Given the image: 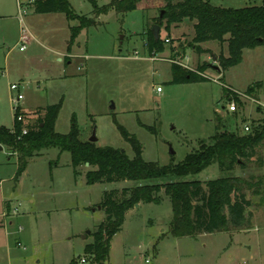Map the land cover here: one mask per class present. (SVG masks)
Instances as JSON below:
<instances>
[{"label": "rangeland", "instance_id": "obj_1", "mask_svg": "<svg viewBox=\"0 0 264 264\" xmlns=\"http://www.w3.org/2000/svg\"><path fill=\"white\" fill-rule=\"evenodd\" d=\"M20 1L21 8L19 0H0V126L14 129L13 98L19 93L24 96L21 112L33 128L42 123L47 107L62 102L57 132L68 133L75 117L82 140L95 136L99 146L120 148L133 157L116 118L139 139L146 161L168 165L182 162L202 141L210 142L216 133V113L226 129L242 135L253 132L263 118L264 47L245 50L243 62L221 76L219 57L229 55L228 43L209 41L198 51L193 42L195 21L186 19L170 30L166 22H156L164 0H152L144 11L122 15L111 10L100 17L94 16L90 0H69L78 15L96 20L97 25L79 36V56H61L59 61L55 49L61 48L63 37L69 34L66 19L52 25L49 17L36 15L29 0ZM96 1L104 6L111 0ZM208 1L233 9L263 4V0ZM154 26L164 41L165 55L148 51L149 31ZM173 61L193 70L209 64L206 76L210 81L173 84ZM258 81L263 82L259 101L239 96L237 111L231 113L226 92L236 100L234 91L245 94ZM12 85L18 90H12ZM71 162L69 152L44 150L16 182L17 155L7 147L0 151V264H70L71 260L77 264L83 258L89 264H125L129 256L133 264H264V199L261 202V197L250 192L249 211L255 218L249 230L175 238L170 234L171 201L163 194L162 205L145 204L129 215L124 231L114 237L111 260L95 262L85 253V246L93 243L96 227L105 220L101 209L105 191L121 192L135 184L80 181L75 185ZM91 169L79 168L81 172ZM228 175L213 164L183 180L206 186ZM232 175L264 176V168L238 169ZM16 207L17 215L10 216L5 225L2 214ZM159 250L157 260L154 255Z\"/></svg>", "mask_w": 264, "mask_h": 264}, {"label": "trees", "instance_id": "obj_2", "mask_svg": "<svg viewBox=\"0 0 264 264\" xmlns=\"http://www.w3.org/2000/svg\"><path fill=\"white\" fill-rule=\"evenodd\" d=\"M90 1L95 8L94 16L100 17L111 10L122 15L144 11V7L152 0H111L104 6H99L96 0ZM29 4L34 7L36 14L63 13L68 21L79 22V25L70 28L69 50L83 30L97 25L96 20L78 15L69 0H30ZM162 7L156 22H166L168 30L186 19L195 21L193 42L198 51H202L201 44L209 41L228 43L229 55L219 57L217 72L220 75L239 66L244 60L245 50L264 47V0L261 6L238 9L217 7L208 0H164ZM147 47L150 54L165 52L164 41L156 39L151 31ZM209 67V64L204 63L193 70L181 62L173 61L171 82H208L210 79L206 71ZM262 88L263 82H255L245 94L259 101ZM229 93L227 91L226 95L231 101L233 98ZM239 99L237 96L238 104ZM62 105L60 102L47 107L42 123L37 128L26 125L29 130L27 135L22 134L24 125L17 122L15 114L16 132L0 126V145L17 155L16 182L26 172L30 160L40 157L44 150L53 148L59 149L61 154H71L75 177L81 174L78 170L81 166L89 164L94 168L86 174L89 185L134 182L133 187L124 188L121 192L118 189L105 191L101 209L106 218L96 227L93 243L85 247V253L93 256L95 262L109 260L112 240L122 230L127 213L140 203L162 205L163 194L171 201L173 216L170 234L175 238L232 233L252 228L253 214L249 211L252 201L248 199L247 193L261 197L262 202L264 176L232 174L238 169L264 168V115L253 132L242 135L238 131L226 129L223 118L216 113V133L210 142L202 141L197 150L189 153L178 164L161 165L143 158V146L139 139L116 118L114 122L122 137L131 145L133 157L123 149L82 140L75 117L68 133L57 132L55 125ZM153 132L156 134L155 130ZM213 164H218L220 170L229 175L208 181L206 186L200 181L183 180L202 173ZM70 264H75V261Z\"/></svg>", "mask_w": 264, "mask_h": 264}, {"label": "crops", "instance_id": "obj_3", "mask_svg": "<svg viewBox=\"0 0 264 264\" xmlns=\"http://www.w3.org/2000/svg\"><path fill=\"white\" fill-rule=\"evenodd\" d=\"M36 15H39V16H44V17H49V22H52V25H54V24H56V22H58V20L59 19H66V21H67V23H66V25L68 26V32H69V34L68 33H66L65 34V36L63 37V42H62V46H61V48H58V49H55V53H56V57L58 58V60L59 61H61L62 60V58H61V56H65V57H76V56H79V54H80V51H81V49H82V47H81V45L79 44L80 43V41H79V37L76 39L77 40V43H76V45L74 46V47H72L71 48V50H69V44H70V37H71V31H70V28L72 27V25H71V22L70 21H68V19H67V17L65 16V14H63V13H51V14H36ZM62 15H64L65 16V18L62 16ZM52 17V18H51ZM84 31V30H83ZM30 34H32L31 32H30ZM81 34H82V32H81ZM80 34V35H81ZM33 35V34H32ZM79 35V36H80ZM67 42V46H66V43ZM143 45H144V41H143ZM76 47H78V50H77V48ZM69 53V54H68ZM167 53V51L166 52H163V53H161V55H165ZM68 63L69 64H71L72 63V61H68ZM222 76V75H221ZM26 125H29V124H26ZM4 148V147H3ZM32 160H30V162H31ZM30 162H29V164H30ZM71 165H72V162H71ZM85 167H90V166H87V165H85ZM72 168H73V166H72ZM80 168V167H79ZM79 170V169H78ZM91 170H94V168H92ZM88 171H90V170H87V172ZM79 172L81 173L78 177H75V174H74V168H73V176H74V184L75 185H77L78 184V182H80V181H86L87 182V179H86V174H87V172H81L80 170H79ZM19 181V180H18ZM17 181V182H18ZM88 184V183H87ZM89 185V184H88ZM125 188H127V187H125ZM124 189V188H123ZM248 199H250V198H248ZM251 200V199H250ZM257 203H258V201H257ZM260 203H258V205H259ZM145 205V203H140L139 204V206L138 207H136L135 206V208L134 209H132V210H130L128 213H127V215H126V219H125V223H124V225H123V228H122V230L119 232V233H122L123 231H124V229H125V224H126V221H127V219H128V217H129V215H131V216H133L135 213L134 212H137L138 210H140L143 206ZM149 205H154V204H149ZM105 218H106V216H105ZM255 218V214H254V217H253V219ZM102 223V222H101ZM100 223V224H101ZM99 224V225H100ZM158 223L157 222H155V224L154 225H157ZM162 225V224H161ZM160 225V226H161ZM252 225H253V221H252ZM118 233V234H119ZM113 240H114V238H113ZM113 240H112V243H111V249H110V256H109V261L111 260V255H112V250H113ZM86 247V246H85ZM142 248H145L144 246H142ZM159 249V248H158ZM152 250V249H151ZM127 256H129V254H127ZM154 256H156V259L158 260V257L160 256V250L158 251V253L156 254V255H154ZM72 262V260L70 261V263ZM134 262H133V260H131V258H130V256L128 257V259H126V262H125V264H133Z\"/></svg>", "mask_w": 264, "mask_h": 264}, {"label": "built area", "instance_id": "obj_4", "mask_svg": "<svg viewBox=\"0 0 264 264\" xmlns=\"http://www.w3.org/2000/svg\"><path fill=\"white\" fill-rule=\"evenodd\" d=\"M29 3H30V0H29ZM22 5H23V3H21V1L19 0V6H20V8L22 7ZM23 50H24V47L21 48V51H23ZM155 53L156 52H154L153 55ZM184 66H186V65H184ZM186 67H188V66H186ZM11 89L12 90H18V86L17 85H12L11 86ZM158 91L160 92L161 91V88H158ZM234 92L236 94H238V96H242V97H246V98L252 99L249 96H247L246 94H241V93H239L237 91H234ZM23 100H24V96L21 93H19L15 98H13V104H14V110H15V112L17 114V122L18 123H22L24 125V127L22 129V134L23 135H27L29 130L26 127V124L27 123H26V120H25V116L21 112V104H22V101ZM252 100H254V99H252ZM227 108H228V110L231 113L236 112L237 111V102H236V100L235 99H232L231 101H229ZM245 130L247 132H249L250 131V127L249 126H246ZM13 132L14 133L16 132L15 127L13 129ZM1 184H2V180H0V186H1ZM17 213H18V208L17 207L16 208H12L10 210V213H9V210L6 209L4 211V213L2 214V217L4 219L5 225L9 222L8 221L9 217L10 216H15V215H17ZM147 262H149V260ZM77 264H89V263H88V261L85 258H83Z\"/></svg>", "mask_w": 264, "mask_h": 264}, {"label": "water", "instance_id": "obj_5", "mask_svg": "<svg viewBox=\"0 0 264 264\" xmlns=\"http://www.w3.org/2000/svg\"><path fill=\"white\" fill-rule=\"evenodd\" d=\"M152 33H153V35H154V37L156 38V39H158L159 38V28H158V26H154V28L152 29ZM90 142H92V143H97L98 142V139L95 137V136H93L90 140H89ZM1 150H3V146H1L0 145V151ZM172 153L174 154V152L172 151ZM87 166H90L89 164H86ZM139 206V204H137L136 205V207H138ZM90 232H88V234H89Z\"/></svg>", "mask_w": 264, "mask_h": 264}]
</instances>
